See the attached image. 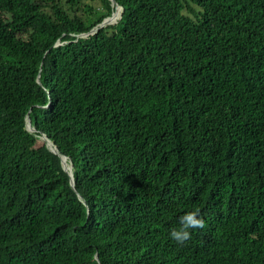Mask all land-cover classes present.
I'll use <instances>...</instances> for the list:
<instances>
[{
  "label": "trees",
  "instance_id": "trees-1",
  "mask_svg": "<svg viewBox=\"0 0 264 264\" xmlns=\"http://www.w3.org/2000/svg\"><path fill=\"white\" fill-rule=\"evenodd\" d=\"M95 1L0 0V264H264V0Z\"/></svg>",
  "mask_w": 264,
  "mask_h": 264
},
{
  "label": "clouds",
  "instance_id": "clouds-1",
  "mask_svg": "<svg viewBox=\"0 0 264 264\" xmlns=\"http://www.w3.org/2000/svg\"><path fill=\"white\" fill-rule=\"evenodd\" d=\"M205 223L199 209L188 211L180 216L178 225L169 231V237L178 245H184L191 239L192 230L203 229Z\"/></svg>",
  "mask_w": 264,
  "mask_h": 264
},
{
  "label": "water",
  "instance_id": "water-1",
  "mask_svg": "<svg viewBox=\"0 0 264 264\" xmlns=\"http://www.w3.org/2000/svg\"><path fill=\"white\" fill-rule=\"evenodd\" d=\"M113 1H115V0H113ZM112 17H113V16H111L109 19H107V20H105L103 23H101V26L104 25V24H107V23H112V22H113V21H112ZM28 126H29L30 129H34V128L31 126L30 122L28 123ZM51 143L54 145V147H55L56 149H53V148H52ZM48 144L51 146V148L53 149L54 152L58 153V148H57V146H56L53 142H48ZM62 160H63V162H64L65 169L68 170L66 157H62ZM72 182H73V178H72Z\"/></svg>",
  "mask_w": 264,
  "mask_h": 264
},
{
  "label": "bare ground",
  "instance_id": "bare-ground-1",
  "mask_svg": "<svg viewBox=\"0 0 264 264\" xmlns=\"http://www.w3.org/2000/svg\"><path fill=\"white\" fill-rule=\"evenodd\" d=\"M120 9V7H118V9L117 10H119ZM120 13V10H119V12H115L114 14H113V17L112 18H117V16H118V14ZM115 16V17H114ZM51 145H53L52 143H51Z\"/></svg>",
  "mask_w": 264,
  "mask_h": 264
},
{
  "label": "rangeland",
  "instance_id": "rangeland-1",
  "mask_svg": "<svg viewBox=\"0 0 264 264\" xmlns=\"http://www.w3.org/2000/svg\"><path fill=\"white\" fill-rule=\"evenodd\" d=\"M88 1H94V3H96L97 1H95V0H88Z\"/></svg>",
  "mask_w": 264,
  "mask_h": 264
}]
</instances>
